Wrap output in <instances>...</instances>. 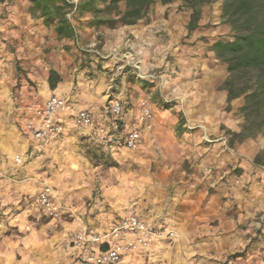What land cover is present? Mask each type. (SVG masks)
<instances>
[{
	"label": "crops",
	"instance_id": "1",
	"mask_svg": "<svg viewBox=\"0 0 264 264\" xmlns=\"http://www.w3.org/2000/svg\"><path fill=\"white\" fill-rule=\"evenodd\" d=\"M170 5L156 2L148 22L140 21L102 32L105 47L125 44L138 55L143 68L160 74L150 75V79L142 82L158 83L159 77L168 78L176 87L172 97L176 102L170 108L162 109L148 104L155 115L142 130L144 143L139 149L159 151L153 161L155 170L124 175L117 172L120 181L107 186L102 193L113 207L108 212L102 209L94 217L88 215L86 228L98 234L111 231L135 203V212L150 218L155 225L164 226L167 232H173L172 237L177 238L175 244L187 247L203 259L222 258L249 241L251 248L263 251L264 264V162L255 161L264 149V135L230 146L224 128L234 132L240 130L243 118L234 113L243 104V99L233 100L230 110L223 108L227 104V92L220 85L228 71L215 58L207 42L214 38L230 39V27L221 21L219 2L214 5L211 16L212 5L203 7L199 27L190 32L187 28L190 12L172 9L168 14L164 13ZM98 35L93 29L86 28L83 33L80 31V40L90 42L87 45L91 46L90 51H95L93 46L96 44L104 50L105 47L97 43L100 42ZM111 40L114 44H109ZM98 51L101 59L95 57L92 62L95 69L82 70L84 56L76 47L66 50V42L59 40L53 29L45 27L42 19L31 15L27 0L0 1L2 205L18 203L27 194L33 195L37 204L38 181L48 177L49 172L52 176L48 179L60 186L69 207L72 201L77 203V198L92 195L93 187L89 182L73 193H66L65 178L71 164H89L80 154H70V150L77 147L76 138L81 135L90 140L98 137L99 125H109L113 141L110 149L117 157L145 153L114 146L123 130L137 124L139 107L128 109L124 104L127 110L116 120L107 114L106 93L113 78L110 75L113 59L111 53ZM167 55L170 60H165ZM52 69L60 77L54 89L49 83ZM89 69L94 75L86 76ZM131 71H125L124 79ZM53 94L69 99L75 111H91L94 126H79L73 116L66 115L62 118L63 133L39 148L25 131V125L30 119L37 120L35 110ZM148 97V93H142L136 101L147 103ZM18 156L22 161L16 160ZM62 156L63 169H50L48 165ZM159 157L162 161L157 160ZM78 173L84 174L83 171ZM126 175L134 176V183ZM99 207L94 205L88 211L94 212ZM60 220L62 229L52 231L54 235L50 242L57 245L55 251L61 257H73L76 264H81L93 248L72 246L70 237L80 230L77 220ZM4 226L5 223L0 224L1 228ZM35 234L38 232L33 230L28 236L41 237V234ZM167 241L173 243L171 239L163 243Z\"/></svg>",
	"mask_w": 264,
	"mask_h": 264
},
{
	"label": "rangeland",
	"instance_id": "2",
	"mask_svg": "<svg viewBox=\"0 0 264 264\" xmlns=\"http://www.w3.org/2000/svg\"><path fill=\"white\" fill-rule=\"evenodd\" d=\"M27 1L30 5V0ZM215 4H213L209 10L210 16L214 14L213 11ZM119 5L120 9L124 11L125 0H121ZM166 9L167 10L164 12L166 14H168V10L172 9L184 11L181 7V1L171 3ZM88 17L83 18L82 21H86ZM75 23L80 25L81 22L75 21ZM79 31L83 33V29ZM104 31L105 30L95 32L99 33L97 39L100 40V42L97 43L103 47H105V35L102 34ZM80 42L84 48L90 49L91 46H87L90 42H86L85 40H80ZM109 44H114V41H109ZM95 47L96 46H93V48ZM126 47L125 44L117 45L115 43L111 48L105 47L104 50L99 49L101 52L103 51L104 54L111 53V58L113 59V64L111 66L113 68L110 70V75H112L113 78L110 80L109 90L106 93L108 95V103L113 98H119L128 109L138 108L141 105L148 106V104L150 106H157L161 109L170 108L171 105L176 102L172 100L176 87L173 86L171 81L169 82L168 78L165 79L162 77H159L160 81L158 83L152 81L142 82L144 79H150V75L160 76V74L152 73L150 69L146 70L143 68V63L138 55L130 47H128V49ZM128 53H133L141 61L146 78L138 77L135 69L128 67L125 69H132V71L129 72V76L124 79L123 74L125 72L123 71L125 69L123 70L119 68L121 63L117 58H122ZM168 56L169 55L165 57V60H170ZM95 60L96 58H93L89 64L91 69H95L92 65V62H95ZM85 73L86 76L94 75V72L90 69ZM142 93H148L149 97L147 98V103L143 102L139 104L142 101L137 102L136 100ZM223 108L225 110H230L232 109V105L230 109H228L227 104L223 106ZM239 108L240 107H238L234 114L242 117ZM151 110L153 111V109ZM154 115L155 112L153 111V117ZM151 124H153V121H151ZM146 126L147 123L142 125V130H144ZM224 132L229 138L230 135L228 134L227 129L224 128ZM76 139L77 147L71 149L70 154H73V152L77 155L80 154L81 157H84L89 161V164L80 165L75 162L70 165V168L66 169L67 178H65V182L68 186L66 187V193H73L76 189H81L88 185L87 182H89L93 187L92 195L77 198V203L72 201V206L69 207L62 196L60 186L48 179L52 176V173L46 172L48 173V177H44L38 181L40 184L39 191L45 184L51 185L55 190L58 199H60L65 206L64 211L66 213L64 215L61 214L57 218L46 216L42 210L37 207V204H35L36 200L34 196L30 194L25 195L18 201V203L13 202L6 206L0 203V224L5 223L6 225L4 228L0 227V264H76L73 257L65 259L57 254L55 251L57 245L50 242L54 235L52 231H60L62 229L60 219L69 220L71 222L77 220V226L79 229L87 227L86 217L88 215L94 217L96 214L100 213L102 209L108 212L110 210L109 208L113 207L102 193L107 186L114 185L120 181L117 172L122 173V175L142 174L144 172L154 171L156 168L153 161L156 159V155H159L157 149L152 148L144 150L143 148L139 149V147L137 149L129 150H131V152L135 150L141 152L144 151L145 153H138L135 156L134 154L129 153L124 154L122 157H117L114 153L112 154L108 152V148H103L104 150L102 149V143H105V141L100 139V137H95L90 140L89 137L81 135ZM101 153H104V155H101ZM61 158L64 157L56 158L53 164L48 165L49 168L62 170L63 165L62 162H60ZM162 159L163 158L161 157L157 158L158 161H162ZM16 160L20 162L22 161V157L18 156L16 157ZM44 169L47 170L48 168ZM82 171L84 173L83 175L78 173ZM126 176L130 178L131 183H134V176ZM211 189L213 190V188ZM94 205H100V207L90 213L88 210ZM135 210H137V204L132 203L131 208L127 209L128 212L125 216ZM142 216L160 233V235L146 245L139 246L138 248L126 252L123 255L120 264H263V251L251 248V243L249 241L236 247L234 251L226 254L222 258L203 259L199 254H194L188 251L187 247L175 244L177 238L172 237L173 232H167L164 226L155 225L150 218L143 214ZM33 230L38 232V234H35L36 236L41 234V237L30 238L28 233L33 232ZM168 239H171L173 243L171 241L163 243L164 240Z\"/></svg>",
	"mask_w": 264,
	"mask_h": 264
},
{
	"label": "trees",
	"instance_id": "3",
	"mask_svg": "<svg viewBox=\"0 0 264 264\" xmlns=\"http://www.w3.org/2000/svg\"><path fill=\"white\" fill-rule=\"evenodd\" d=\"M120 1L30 0L29 11L33 17L42 19L45 27L53 29L59 40L66 42V50H71L72 46L79 50L84 56L81 68L86 69L93 58L97 56L101 59V55L96 52L98 45L93 49L95 51L82 46L79 30L90 28L101 32L135 25L140 21L148 22L156 2L165 5L181 1V7L190 12L187 25L190 32L199 27L203 7L219 2L221 21L230 27L231 38H214L207 42L215 58L228 71L227 78L220 86L227 92L228 109L233 100L243 99L239 108L243 123L237 132L227 130L229 144L233 146L236 142L264 135V0H125L124 11L120 9ZM86 17V21H82ZM75 21L81 22L80 25ZM59 80L58 73L52 69L49 77L52 89ZM112 142L102 143V149L108 148V152L113 154L114 151L110 149ZM114 146L124 147L122 140ZM255 161L264 162V149Z\"/></svg>",
	"mask_w": 264,
	"mask_h": 264
},
{
	"label": "built area",
	"instance_id": "4",
	"mask_svg": "<svg viewBox=\"0 0 264 264\" xmlns=\"http://www.w3.org/2000/svg\"><path fill=\"white\" fill-rule=\"evenodd\" d=\"M97 53L100 54L99 51ZM117 59L121 63L119 68L124 70L131 67L135 69L138 77L146 78L141 61L133 53H128ZM126 110L121 99L113 98L109 102L107 114L116 120L122 117ZM34 114L37 120L30 119L25 125V131L38 147L50 144L63 133L65 126L62 118L66 115L73 116L75 123L79 126L85 128L94 126V117L91 111L88 109L75 111L69 99L56 94L51 95L44 105L35 110ZM152 117L151 108L141 105L136 113L137 124L128 130H123L118 141L122 140L123 146L128 149L141 147L144 143L141 126L149 122ZM97 131L100 139L111 140L112 132L107 123L99 125ZM37 205L46 216L51 218L59 217L65 210V206L49 184H45L39 191ZM159 235L160 233L147 220L138 212L132 211L122 217L111 231L104 234L91 233L85 227L71 235L70 242L77 249L86 246L93 248V252L88 254L81 264H120L126 252L146 245Z\"/></svg>",
	"mask_w": 264,
	"mask_h": 264
}]
</instances>
